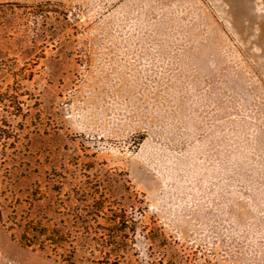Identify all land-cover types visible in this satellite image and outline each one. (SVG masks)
Returning a JSON list of instances; mask_svg holds the SVG:
<instances>
[{
    "label": "rangeland",
    "instance_id": "obj_1",
    "mask_svg": "<svg viewBox=\"0 0 264 264\" xmlns=\"http://www.w3.org/2000/svg\"><path fill=\"white\" fill-rule=\"evenodd\" d=\"M2 117L0 264H264V0H0Z\"/></svg>",
    "mask_w": 264,
    "mask_h": 264
},
{
    "label": "trees",
    "instance_id": "obj_2",
    "mask_svg": "<svg viewBox=\"0 0 264 264\" xmlns=\"http://www.w3.org/2000/svg\"><path fill=\"white\" fill-rule=\"evenodd\" d=\"M17 136V131L6 118H0V171L1 167L9 171L6 166L9 161V150L14 148ZM12 169V168H11ZM1 177V174H0ZM1 197V188H0ZM23 227L25 243L28 245L39 244L41 249L46 248V243L53 244V251H56L57 246H63L67 240L66 234L62 232L56 225L51 226L46 224L40 218H26V222L21 224ZM74 249V248H73ZM75 252L74 250H71Z\"/></svg>",
    "mask_w": 264,
    "mask_h": 264
}]
</instances>
